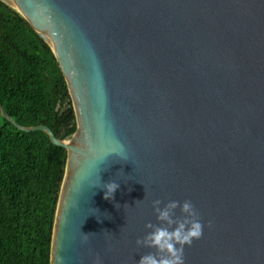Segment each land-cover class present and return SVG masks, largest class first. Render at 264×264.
<instances>
[{
  "label": "water",
  "instance_id": "95a60500",
  "mask_svg": "<svg viewBox=\"0 0 264 264\" xmlns=\"http://www.w3.org/2000/svg\"><path fill=\"white\" fill-rule=\"evenodd\" d=\"M3 1L51 46L76 114L60 139L0 102V129L67 152L51 264H136L156 199L199 212L185 264H264V0Z\"/></svg>",
  "mask_w": 264,
  "mask_h": 264
},
{
  "label": "trees",
  "instance_id": "16d2710c",
  "mask_svg": "<svg viewBox=\"0 0 264 264\" xmlns=\"http://www.w3.org/2000/svg\"><path fill=\"white\" fill-rule=\"evenodd\" d=\"M0 102L24 126L60 139L77 129L66 78L49 43L0 0ZM66 150L43 130L25 132L1 115L0 264H51Z\"/></svg>",
  "mask_w": 264,
  "mask_h": 264
},
{
  "label": "clouds",
  "instance_id": "9594fccd",
  "mask_svg": "<svg viewBox=\"0 0 264 264\" xmlns=\"http://www.w3.org/2000/svg\"><path fill=\"white\" fill-rule=\"evenodd\" d=\"M99 186L106 189L105 199H114L115 192L120 187L115 181L100 183ZM152 206L159 223L148 222L145 228L149 231L142 238L136 239V245L138 248L153 251L142 254L136 264H185V247H190L194 240H199L203 235L204 224L198 210L191 200H184L182 203L178 200H169L165 204L162 200L156 199ZM177 209H180L179 215ZM97 264H102L99 257Z\"/></svg>",
  "mask_w": 264,
  "mask_h": 264
}]
</instances>
